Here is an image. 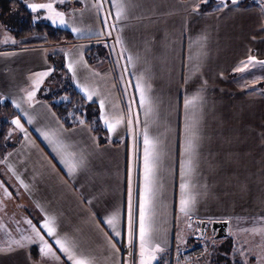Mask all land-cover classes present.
<instances>
[{"label": "crops", "instance_id": "0c3cea01", "mask_svg": "<svg viewBox=\"0 0 264 264\" xmlns=\"http://www.w3.org/2000/svg\"><path fill=\"white\" fill-rule=\"evenodd\" d=\"M21 1L26 6L36 3ZM72 1L70 7L56 6L65 13V23L59 19L53 23L45 16L51 26L64 28L77 39L68 44L31 45L34 41L25 42L12 31L20 21L18 10L13 9L6 19L0 15V100L11 104L27 132L25 135L12 123L20 142L7 152L0 166V205L10 203L13 210H0V218L7 221L20 216L35 245L31 250L22 242V246L2 242L0 264H71L46 231L42 234L60 260L40 252V240L27 221L42 229L46 213L55 217L57 232L74 240L76 251L91 258L93 264H139V185L145 131L156 141L157 153L155 196L146 210L153 246L160 245L152 264H174L176 250L197 242L204 245L202 240L207 237L219 238L210 231L213 221L228 223L227 237L240 222L264 219V64L259 63L264 61L262 1L237 0L233 6L231 0H223L228 7L200 12L192 5L204 0H121L126 18L120 20L111 0ZM215 1V5L221 2ZM97 3L103 5L99 11ZM199 36L206 38L198 41ZM53 50L61 53L58 65L62 72L69 73L76 90L97 110L104 141L94 133L92 124L83 121L65 126L43 98L56 71ZM129 55L133 63L128 62ZM249 55L257 60L234 72ZM70 63L73 70H69ZM48 69L51 71L42 77L30 102L26 93L33 87L34 74ZM141 75L151 100L150 111L147 103L140 106L135 89ZM193 96L198 98L186 108L185 98ZM101 100L106 116L124 117L112 133L100 119ZM130 105L131 130L127 124ZM190 131L196 133V147L192 169L183 178L192 197L185 214L180 204L181 152ZM43 132L50 138L59 137L68 145L67 151L83 156L84 164L74 175L70 177L59 163ZM130 158L137 206L133 259L122 253L129 243ZM117 209L120 235L105 222ZM196 221L208 222L201 239ZM9 227L15 230L14 220ZM17 227L18 233L19 224Z\"/></svg>", "mask_w": 264, "mask_h": 264}, {"label": "snow or ice", "instance_id": "6c2138e0", "mask_svg": "<svg viewBox=\"0 0 264 264\" xmlns=\"http://www.w3.org/2000/svg\"><path fill=\"white\" fill-rule=\"evenodd\" d=\"M63 2V0H61ZM207 2V0H205ZM113 7L115 8V17L117 20L126 18L125 12V4L121 2V0H111ZM233 6L237 4V0H231ZM102 3H97L96 7L99 11L102 8ZM27 7L31 9L33 12H37V10H46L45 15L48 16L53 23H56V20L59 19L60 23H65V13L62 11H58L56 8L53 7V3H28ZM193 9H198L200 4H193ZM228 4L224 3L223 0L219 4H217L214 10H219L220 8H226ZM262 13H264V8L261 9ZM110 16L111 13H108ZM104 24L107 26V18L104 20ZM74 32L79 31L76 28L72 29ZM111 35V33H109ZM206 37L199 36L197 37L198 41L204 40ZM121 38L120 36L116 37V43L120 44ZM133 57L129 55L127 60L129 63H133ZM138 59V58H137ZM257 58L255 56L249 55L247 57V62L241 61L240 65L233 68V71H242L243 69L249 66V63L252 61H256ZM259 63L264 64V61H260ZM69 70H73V65L70 63L68 65ZM126 70V69H125ZM51 69L46 71L35 73V79L32 80L33 87L30 91H27L26 95L30 102L33 101V97L36 95L37 89H39L42 81V77L46 76ZM75 78V73H73ZM259 79V78H257ZM142 75L137 77V83L135 85L136 91L139 93V104L143 107L146 103L149 105V111L151 110V100L149 99L148 95L144 87L141 84ZM87 91V89H84ZM198 97H186L184 100L185 107L187 108L194 99ZM88 99H92V93L88 92ZM17 108L20 107L19 103L15 100L12 101ZM100 119H102L107 126V131L112 133L116 130L117 125L123 122V115H116L113 117H108L105 115L104 111V101H100ZM129 117L127 120V124L129 130H131V126L133 123L131 117V105L129 106ZM27 115V113H25ZM29 123L32 122V118L29 116ZM12 123L16 125L18 129L25 132L27 135L26 130L24 129V125L21 123L19 118H13ZM83 123V121H81ZM190 127V126H186ZM45 139L49 140V143L53 145V150L56 152V157L59 160V163L62 164L67 169V174L71 177L77 171L79 167H82L84 164L83 156L77 157L75 153L67 151L68 145L59 137L53 136L52 138L49 137V133L43 132ZM196 136L195 132H189L188 138L186 139L185 143L182 145V160H181V177L182 182L180 184L181 188V211H184L187 214L189 210L188 206L192 200L190 194H188L187 189L189 187L188 182L183 178L186 175V171L190 172L192 169V157L194 154V149L196 147L194 138ZM144 155H143V178L139 185V221H138V238H139V264H152L153 260L156 259V252L160 250V245L155 244L153 246V242L151 240V224L148 220L147 216V208L150 205L153 197L155 196L154 190V179H155V170H156V161H157V153H156V141L152 139L148 132H144ZM7 195H11V193L7 192ZM136 193L133 186V167L131 158L129 160V167H128V199H127V230H128V242L129 245H133L134 241L137 237V214H136ZM119 210H115L106 218V224L110 226L111 230L116 234L120 235V232L117 230L116 221L119 218ZM28 225L31 227V230L40 240V252L42 256L45 257H53L55 261H59L60 257L56 254V251L53 249L52 244L45 239V236L42 234L46 231L47 236L54 240L55 244L58 246L59 251L66 255L68 261L71 264H93L91 258L84 256L82 253H78L76 251L77 244L74 240H72L67 235H60L57 232L55 226V217L49 216L47 213L45 214V218L41 221L42 229L37 228L35 224L32 223L31 220L27 221ZM28 239L30 240L31 237H21L20 240L13 241L18 246L21 245V241ZM109 242L111 243V237H108ZM115 247V245H112Z\"/></svg>", "mask_w": 264, "mask_h": 264}, {"label": "rangeland", "instance_id": "374dc122", "mask_svg": "<svg viewBox=\"0 0 264 264\" xmlns=\"http://www.w3.org/2000/svg\"><path fill=\"white\" fill-rule=\"evenodd\" d=\"M262 1V2H261ZM33 2L36 3H47V2H51L53 3V7L57 8L60 6V8H64V7H70V4H74V2L72 0H67L66 2L63 0V2H61V0H33ZM205 2V0L203 1ZM257 2H261L264 8V1L263 0H257ZM218 3V1H217ZM66 4V5H65ZM26 6V5H25ZM57 6V7H56ZM26 9L28 10L29 8L26 6ZM15 10V9H14ZM31 10V9H30ZM45 11L43 12H33L31 10V12L33 13V21L34 22H44V23H49V21H47V18L45 17ZM198 11L203 12L201 10L198 9ZM209 11V10H208ZM205 12V11H204ZM21 23V20L19 21L18 25L15 26L13 29H18L19 25ZM13 31V30H12ZM22 39H24L23 41L27 42L29 41H43L44 39H46V36L44 34H32V35H25L22 37ZM90 41H95V39H91ZM26 44V43H25ZM29 44H35V43H29ZM58 44H68V43H58ZM107 46H103V48H105ZM107 49V48H106ZM53 52V58L51 57V59L54 61L55 63V72L57 73L53 78H51V81L49 82L47 88L49 89V87L52 89V93H57L60 92V90L65 89V87L68 85L69 86V82L70 81V85L73 86L75 88L74 83L72 82V80L69 78V73H63L61 68L59 67L58 64H60V55L61 53L58 51H52ZM92 56V55H91ZM53 74V73H52ZM53 75H51L52 77ZM59 76V77H57ZM54 81H57L59 84L55 85ZM67 81V82H66ZM76 89V88H75ZM68 98H65V96H61L58 97L59 101L62 100H67ZM0 102H4V100H0ZM11 142L7 143L6 146L4 147H0V166L3 159L5 158L7 152L9 150L14 149L20 142V139H18L19 135L17 134V131L15 130V128L12 125L11 128ZM7 136V137H10ZM4 188V193L6 194ZM7 192L10 193L7 189ZM10 196V195H8ZM0 210L4 211V210H13L12 204H6V203H2L0 205ZM20 213L17 210H14V213ZM14 218H11L7 221H2L0 218V244L2 242H13L16 240H20L21 237H31L30 240L25 239L22 240L21 242L23 244H27V246L29 248H31V250L34 249L35 245H34V238H32L30 232H29V227H27V225H21V217L20 216H13ZM7 217L4 216V219H6ZM13 220L15 222V230H12L9 226L13 224ZM19 224V232H15L18 227L17 225ZM21 234V237H17V235ZM208 239H203L202 242L204 243L206 248V251L204 253L207 254L208 256V261L211 260H215L216 262H214L215 264H224L225 260L222 259H226L228 258L230 263L232 264L233 262H236L237 264L239 262H241L242 264H264V219H254V220H247L245 222H240L238 223L237 227H233L230 234L227 237L224 238H217V239H212L207 237ZM36 251V250H34ZM204 255H202L201 257H204ZM133 259V257H132ZM203 259V258H202ZM174 264H176L174 262ZM226 264V263H225Z\"/></svg>", "mask_w": 264, "mask_h": 264}, {"label": "trees", "instance_id": "16d2710c", "mask_svg": "<svg viewBox=\"0 0 264 264\" xmlns=\"http://www.w3.org/2000/svg\"><path fill=\"white\" fill-rule=\"evenodd\" d=\"M215 3V0H207V2L200 3V7L198 9L203 12L212 10L217 6L215 5ZM13 9L19 11L21 20L18 29H13L16 37H23L25 35H32L35 33L44 34L46 36V39H44L43 41L34 42L35 45L72 43L77 41V39H75L71 35V33L64 28L53 27L49 23L34 22L33 15L26 9V6L21 0H0V15L4 19L9 17ZM56 74L57 73H53V76L51 78H53ZM68 82L69 86L67 85L64 91L60 90L58 94H53L52 89L50 87L49 89L47 88V93L43 96V98L51 105L52 109L55 111L56 115L65 126L71 127L77 125L81 121L92 124L91 127L94 133L98 135L100 141H104L105 130L101 125H99V122L96 119L97 110L94 111L95 107L93 106V104L87 103L86 100L81 96V94L73 86L70 85L69 80ZM54 83L55 85L59 84L57 81H54ZM61 96H65V98L68 99L59 101L58 97ZM17 115V112L9 102H0V147H4L7 143L11 142L10 130L12 128V120ZM93 120L94 122H92ZM197 259H195L194 261H196ZM207 259L208 256L201 260L200 264H215L214 262H216L215 260L208 261ZM222 260H225L224 262L226 264H231L228 258ZM172 261L174 263V255L172 256ZM220 262L222 263V261ZM156 264L165 263L157 262ZM232 264L237 263L233 262ZM238 264L242 263L239 262Z\"/></svg>", "mask_w": 264, "mask_h": 264}, {"label": "built area", "instance_id": "2783aa9c", "mask_svg": "<svg viewBox=\"0 0 264 264\" xmlns=\"http://www.w3.org/2000/svg\"><path fill=\"white\" fill-rule=\"evenodd\" d=\"M122 253L132 259L133 257V245L125 244L122 247ZM204 253V247L201 243L197 242L191 244L185 248L176 250L174 253V262L176 264H192L193 261L199 258Z\"/></svg>", "mask_w": 264, "mask_h": 264}, {"label": "water", "instance_id": "95a60500", "mask_svg": "<svg viewBox=\"0 0 264 264\" xmlns=\"http://www.w3.org/2000/svg\"><path fill=\"white\" fill-rule=\"evenodd\" d=\"M196 224L199 226V235L198 237L201 239L205 234V230L207 227V221H196ZM210 231L211 233H216V237H224L228 234V223L224 221H213L210 223Z\"/></svg>", "mask_w": 264, "mask_h": 264}]
</instances>
